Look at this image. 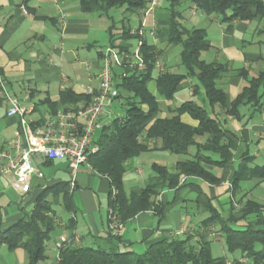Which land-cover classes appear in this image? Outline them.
Instances as JSON below:
<instances>
[{"label":"crops","instance_id":"0c3cea01","mask_svg":"<svg viewBox=\"0 0 264 264\" xmlns=\"http://www.w3.org/2000/svg\"><path fill=\"white\" fill-rule=\"evenodd\" d=\"M152 1L145 0V9L138 14L127 13L124 7L111 9L109 14L116 22L113 33L129 27L131 32L138 31L141 41L161 50L154 77L160 70L184 73L179 61L180 46L167 42L168 2L154 0V7L145 14ZM262 2L264 4V0ZM178 9L182 14L180 22L186 27L205 29L210 46L201 52V59L227 65L228 70L218 79V85L225 90L226 107H229L230 102L249 85L248 79L264 70V14L251 20H227L225 17L230 11L226 16L207 15L189 0H183ZM251 10L254 12V8ZM122 19H125L124 24ZM109 26V17L81 12L79 0H0V151L8 149L19 120L17 116L6 115L3 90L14 96L20 108L37 123L59 111L86 106V97L93 98L97 90L98 72L106 66L115 69L119 64L115 55H121L109 45ZM138 43L137 40L131 43L133 51ZM108 48L114 53L107 54ZM239 71H245V75ZM194 82L191 78L182 80L173 98L165 100L157 95L154 81H149L152 87L148 88L159 103L155 117L171 116L170 108L185 101L205 106L203 91L193 92ZM64 91L80 95L81 100L76 103L63 101ZM116 103L112 99L110 111L101 116V126L95 130L94 139L104 124L119 115ZM210 110L211 114L208 113L222 121L227 134L235 141L231 160L224 166L216 164L217 155L206 154L213 161L206 164L207 169L219 178V182L210 183L198 177L181 175L177 187L163 189L157 195L156 201L163 205L161 214L151 208L111 228L108 206L111 186L105 175L81 165L72 181L66 161L34 157L33 166L42 172L43 177L33 174L26 194L21 195L14 188L10 173L0 176V230L13 224L32 207L36 191L58 182L68 184L74 208L72 213L62 211L67 214L65 219L61 218L62 223L73 217V234L78 238L77 244L84 246L141 253L155 241L193 234L210 216L212 208L225 221L234 215L237 221L229 224L233 228H264V224L260 225L258 221L261 217L264 219V210L260 214L253 212L239 218V210L247 201L264 205V181L252 178L241 180L236 186L231 183L234 171L244 159L251 168L264 166V96L257 104L239 106L237 116L225 113L219 105ZM180 118L188 125L198 124L187 113ZM205 139V135L197 136L196 141L202 144ZM149 147L152 148L123 163V185L128 194L141 191L154 174V165H163L175 173L178 162L191 159L182 155L193 158L196 150L191 146L186 154H174L161 149L159 140L149 142ZM57 203H60L59 197ZM218 229L219 226L215 225L207 234L210 248L212 242L220 245L223 241ZM60 234L68 235V231L57 227L49 249L51 256H54V241ZM5 248L0 246L6 250V259L2 257L0 264L25 263L26 255L22 249L8 251Z\"/></svg>","mask_w":264,"mask_h":264},{"label":"trees","instance_id":"16d2710c","mask_svg":"<svg viewBox=\"0 0 264 264\" xmlns=\"http://www.w3.org/2000/svg\"><path fill=\"white\" fill-rule=\"evenodd\" d=\"M168 2V39L171 45L180 46L179 61L184 73L168 70L153 71L160 57L161 50L141 41L138 31L131 32L129 27H122L120 33H113L116 22L110 16L111 9L124 7L127 13H139L145 9V0H79L83 13L96 16H107L110 19L109 45L121 55L120 63L111 69L113 84L117 89L114 97L121 113L104 124L95 139L98 151L88 156V163L97 173L105 175L110 183L109 219L118 224L125 223L135 214L154 209L163 212V205L156 201L163 189L175 188L179 185V177L194 176L210 183L219 182L206 164L212 163L206 154L218 156L217 165L228 164L235 148V141L227 134L222 121L208 113L206 107L193 101H185L170 108L169 117L156 118L159 111L157 96L149 88V81L155 83L159 97L170 100L177 86L186 78L195 82L193 92L203 91L207 106L219 105L225 113L237 116L242 105L257 104L264 96V70L256 77L248 79L249 85L237 95L226 107L225 90L218 85V79L224 74L227 65L206 62L201 59L202 51L209 49L204 28L186 27L180 22L182 14L178 9L183 0H166ZM205 14L226 16L227 20H251L264 14L262 0H189ZM254 8V12L251 10ZM124 20L121 21L124 24ZM137 40V61L131 49V41ZM245 71H239L244 74ZM245 75V74H244ZM92 97H86L89 104ZM62 100L76 103L80 95L71 91L62 93ZM183 113L189 114L198 121L196 126L181 121ZM206 136L204 143H197V136ZM159 140L161 149L174 154H186L189 147L195 146L193 158L177 163L176 172H169L163 165H154V174L150 176L138 194L126 193L123 185V163L142 152L150 150L149 142ZM244 159L232 176V185L244 179L264 181V166L251 168ZM64 212H74L71 194L66 182L47 185L34 193L32 207L24 211L20 218L10 226L0 230V246L8 251L22 249L26 255L24 264H39L49 260L47 243L54 240L58 226L68 231L70 242L64 243L58 250L59 259H55L56 250L50 264H264V228L254 229L246 226L243 229L233 228L237 218L233 215L229 220L222 219L212 208L210 216L204 219L197 230L183 237L165 238L149 244L141 253L102 249L84 246L73 242L75 220L68 217L62 223L60 215L55 213L51 203L58 198ZM264 205H256L247 201L239 210L240 217L250 213L260 214ZM58 216V217H57ZM264 224V219H258ZM218 225L226 251L238 253L239 257H214L210 248L208 232ZM196 236V239L193 237ZM57 240V238H56ZM54 241V243L56 242Z\"/></svg>","mask_w":264,"mask_h":264},{"label":"built area","instance_id":"2783aa9c","mask_svg":"<svg viewBox=\"0 0 264 264\" xmlns=\"http://www.w3.org/2000/svg\"><path fill=\"white\" fill-rule=\"evenodd\" d=\"M154 5L153 0L145 14ZM106 52L109 54L113 49L108 48ZM134 56L140 63L138 47L134 51ZM115 60L116 63H120L118 55H115ZM97 80L98 87L89 104L76 110L59 111L42 123L28 117L20 108L18 100L3 90V97L7 103L6 115L17 116L19 120L14 138L8 142V149L0 151V176L10 173L14 179L13 186L21 195L29 192L33 174L43 177L42 172L33 166L34 157L49 161H66L72 181L81 165L91 168L88 156L98 151V146L94 142L95 130L101 126V116L110 111V103L117 95L110 66L98 72ZM116 225L112 220L110 227L115 228ZM70 240L65 234L57 237L54 243L56 260L59 259L58 250ZM73 242H78L75 235Z\"/></svg>","mask_w":264,"mask_h":264},{"label":"rangeland","instance_id":"374dc122","mask_svg":"<svg viewBox=\"0 0 264 264\" xmlns=\"http://www.w3.org/2000/svg\"><path fill=\"white\" fill-rule=\"evenodd\" d=\"M133 41H134V40H132L131 43H133ZM148 86H149V88H151V87H152V84L149 83ZM205 107H206L207 111L210 113V112H211L210 107L207 106L206 103H205ZM116 112H118V113L120 114V113H121V108H118ZM210 114H211V113H210ZM182 156H183L184 158H192V156H184V155H182ZM51 205H52V208L55 210V213H56L58 216L60 215V217L63 218V219H65V218L67 217V214L64 213V212H62L63 210H62V206L60 205V203H59V204L57 203V198L53 199V202L51 203ZM28 207H29V206H28ZM57 209H58L59 211H61V212H59ZM27 210H29V209H27ZM58 216H57V217H58ZM115 223H117V222L115 221ZM66 234H67V233H66ZM66 234H65V235H66ZM52 242H53V241H50V242L47 243V251L50 249V247H51V243H52ZM5 249H6V248H5ZM211 250H212V255H213L214 257L225 256V257H227V258H233L234 256H235V257H236V256H237V257L240 256L239 254L236 255V253H235V254H230L229 252H227L223 241L221 242L220 245H218L217 243L212 242V244H211ZM5 251H6V250H2V249H0V263H1L2 260H3L2 257H3L4 259H6V253H5ZM9 259H11V258H9ZM51 259H52V256L50 255L49 260H51ZM10 263H11V262H10ZM39 264H50V262L47 263V260H46V261L41 262V263H39Z\"/></svg>","mask_w":264,"mask_h":264}]
</instances>
